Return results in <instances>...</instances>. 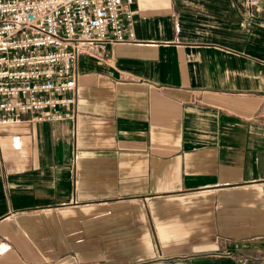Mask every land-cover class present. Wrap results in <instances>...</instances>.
<instances>
[{"label": "crops", "instance_id": "1", "mask_svg": "<svg viewBox=\"0 0 264 264\" xmlns=\"http://www.w3.org/2000/svg\"><path fill=\"white\" fill-rule=\"evenodd\" d=\"M133 9L72 117L1 129L0 264H264V0Z\"/></svg>", "mask_w": 264, "mask_h": 264}, {"label": "built area", "instance_id": "2", "mask_svg": "<svg viewBox=\"0 0 264 264\" xmlns=\"http://www.w3.org/2000/svg\"><path fill=\"white\" fill-rule=\"evenodd\" d=\"M261 2L241 0L240 27L258 19ZM133 4L0 0V131L72 117L79 55L97 57L108 45L133 41Z\"/></svg>", "mask_w": 264, "mask_h": 264}]
</instances>
